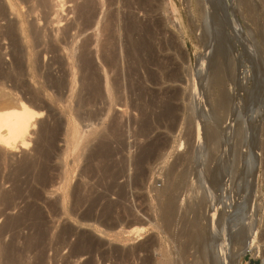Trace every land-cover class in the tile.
Instances as JSON below:
<instances>
[{
	"label": "rangeland",
	"instance_id": "obj_1",
	"mask_svg": "<svg viewBox=\"0 0 264 264\" xmlns=\"http://www.w3.org/2000/svg\"><path fill=\"white\" fill-rule=\"evenodd\" d=\"M9 1L2 0L8 19L20 21ZM20 1L12 0L18 8ZM86 1H49L48 19L63 24L48 23V30L62 40L57 29L73 24L74 43L93 35L98 96L83 91L87 100L80 103L77 65L69 90L44 88L29 75L27 87L17 90L0 78V110L36 89L46 103L32 146L0 149V264H192L195 234L207 221V234L219 242L214 213L231 264L242 230L256 240L238 264H264V0H92L96 15L87 33L77 9ZM111 14L118 24L117 67L102 62L106 54L96 45L105 40L108 32L98 35V28ZM41 17L34 16L43 27ZM130 19L139 31L151 29L131 58L122 39ZM4 24L0 56L7 66ZM61 47L52 57L65 64H54L56 76L69 64ZM50 127L57 132H46ZM30 158L35 162L26 169L22 163Z\"/></svg>",
	"mask_w": 264,
	"mask_h": 264
},
{
	"label": "bare ground",
	"instance_id": "obj_2",
	"mask_svg": "<svg viewBox=\"0 0 264 264\" xmlns=\"http://www.w3.org/2000/svg\"><path fill=\"white\" fill-rule=\"evenodd\" d=\"M49 1H55V0H21L20 1L21 3L19 2V8H18V5H16L14 2H12V0H10L9 1L10 2L9 5L11 7V11L12 12L15 11V13L17 14V17L20 20V21H16V20H13L14 18L12 20H9L10 18L7 16V12H8L7 9L8 8L4 5V2H2V0H0V21L1 20H6V24L1 25V26H3L2 30H1V35H2V37H4V39L8 40V43H9V53L8 54L11 55L10 56L11 57V64L7 65V66L5 65V63L2 60V57L0 56V78H3V80L8 81L9 83L11 82L10 84L12 85V87L16 88L17 90L18 89L20 90V87H22V88H26L27 87V82H26L27 75H29V76H31L33 78H38V79L42 80L41 84H42V86L44 88H48V89L49 88H53V89L56 88V89H59V90H63V89L66 90L68 88L72 89L75 81H74L73 78L70 79L69 75L71 77H74L73 68L75 67V65H77L79 67L80 71H81L80 91H79V93H80L79 94L80 95V97H79L80 99L79 100H80V103H81V100L83 99L81 93H83V91H91L92 90V91H94V93H96V95L93 94V92L92 93L90 92V93L95 95V96H98L97 93L101 92V90L103 88L102 87V79L100 78L101 75L98 76L99 75L98 69H97V67H94V65H93V62L95 61L93 59L94 58L93 54L95 52L92 53L91 44H94L93 43L94 40L91 37L92 34L90 35L88 33L89 34L88 36L84 35L83 39L80 38L75 43L73 41H69L68 38H72L74 40L75 35H76L75 34L76 32L73 33V34H70V32L74 29L73 28L74 27L73 24H70V25L66 24L67 26L64 25L65 28H62V29L58 28L57 29V31L61 30L60 33H62V31H63V33H64L63 35L66 38H63L62 40H59L61 38H59V36H57V35H55V36L53 35L55 38H52V36H51L52 33L50 34V32L48 30L49 29L48 28V23L51 24V25H54L52 23L57 22V24H59L60 20H58V19L54 20V18H56V17H54L53 20H50V18L48 19L49 13H48L47 10H48V7H49L48 6L49 5L48 4ZM59 1L60 0H58V2ZM15 2L18 3V1H15ZM25 2L26 3L29 2L28 5L27 6H23V5L21 6V4H23ZM26 3H25V5H26ZM51 3L52 2H50V6L52 5ZM53 3L55 4V2H53ZM84 3H83V5L80 3L81 6H79V8H77V9L80 11L82 16H84V18L82 17L84 19V21H85L83 26L85 25L86 30L84 29L85 27L83 28V30H85V32H86L87 28L92 25L93 18L95 17L96 14L93 11L94 8L92 7V4H93L92 0H87L86 3L85 4ZM56 5H58V4H56ZM140 6H141V4H140ZM250 7H252V6H250ZM39 8L42 9L43 13H41L39 11L40 10ZM50 8L53 9V7H50ZM50 11L51 10H49V12ZM38 12L41 13V14L39 13L40 15H42V14L44 15L42 17L40 16L41 18H45L44 20L46 22L44 21L45 22V24L43 26L44 28L40 26L42 23H38L39 21L41 22V19H40L39 15H36ZM54 12H56V11H54ZM95 12H97V11H95ZM52 13H53V10H52ZM54 15H56V14L54 13ZM113 15H115V14H113ZM113 15L111 14V16H107V19L104 17L105 20H107V21H106V23L105 22L104 23L102 22V24L100 23L101 26H99V28H98L100 30V31L98 30L100 33H98V31L96 30L97 31L96 34L98 33V35L104 34L105 31L108 32V33L105 32L106 34H108V36H106V34H105V38H104L105 40H101L100 38H98L96 40V45H97V48H99V50L101 52L106 54V56L103 55V57H105V58H102V62L105 61V63L104 62L103 63L105 65L107 63L108 64L107 66L117 67L119 65V63L117 62V60H118L117 57L119 56L117 54L119 52V50H118L119 36H117L118 32H116L117 29L114 27V25L116 26L118 24H116V23L114 24L113 22H115V21L112 22ZM34 16H36L39 21H36L37 18H34ZM58 17H59V15H58ZM129 18H131V17H129ZM123 19H125V18H123ZM105 20L102 19L101 21H105ZM97 22L99 23L100 21H97ZM97 22L95 24H97ZM251 23H252V21H251ZM62 24L60 23L59 26L61 27ZM138 26H139L138 22L136 20H134V19H130L129 21H127V23H125L122 26V29H123V33H122V37L123 38L122 39H123V42H124L123 46H124L125 52L128 53L129 56L131 55L132 51L135 53L134 50L139 48L141 44L143 45L145 42H147V41H145V37H147L146 36L147 33L145 34V31L147 32L148 30L144 29L142 31H139L138 30V28H139ZM89 29H91V28H89ZM52 31H53V29H52ZM19 33H20L21 36H23L22 39L20 38ZM53 34H54V32H53ZM56 36L58 38H56ZM77 36H76V38H78ZM96 37H98V36H96ZM76 38H75V40H76ZM54 43H56V44H54ZM58 45L59 46L62 45L61 48L63 50H62V52H60V54L62 53L63 55H66V59L68 60L69 64L66 62L67 61L66 59H64V61L68 64V66L67 65L66 66L68 68L72 69V73L68 72L67 67H66V69L64 67L63 69H60V71H61L60 76H56L55 74H53L54 64L56 65V63H57L58 64L57 66L60 67V68L63 67L62 65H65V64L61 63V61H57L56 62V57L52 58L53 54L56 55V53H58L60 51V50L58 51V49H59ZM144 46H145V44L143 45V47ZM143 47H142V49H143ZM119 48H120V45H119ZM142 49L140 47V50H142ZM120 50L123 51V49H120ZM207 52H208V50H205V52L203 54L206 55ZM49 53H51L52 56L49 57V55H48ZM134 53H132V54L136 55V53L135 54ZM140 53H143V52H140ZM140 53H138V54L140 55ZM128 54H127V56H128ZM138 54H137V56H139ZM47 57H49V58H47ZM132 57H134V56H132ZM63 58H65V56L62 57V59ZM130 58H131V56H130ZM45 59L48 61L47 64L43 63V61ZM62 59H60V60H62ZM103 59H105V60H103ZM57 60H58V58H57ZM50 61H51V63H49ZM111 69H113V68H111ZM116 74H119V73H116ZM29 76H28V78H29ZM116 78H118V76ZM112 79L114 80V78H112ZM114 81H116V83H117L120 80L117 81V79H116ZM111 85H113V84H111V82H109L107 80L106 81V85H105L106 86L105 89L108 91V89L110 88ZM4 87H6V86H4ZM38 89H40V88H38ZM110 93L111 92H109V94ZM8 94H10V93H8ZM19 94L20 93L16 94V97L13 98L8 103L7 107L4 106L0 110V149L2 148L5 154H8L9 152H13V151L15 152V151H19V150H21V151L22 150H26L30 146H32L31 145V143H32L31 142V136H32L33 130L36 127V125L38 123H40V121H41L40 119L44 116V113H45L44 108L46 107V103H45V101L39 99V96L41 94V93H39V90L37 91V89H36L35 92H33V93L31 92V94H30L31 97L30 98L25 97L24 95H21V94L19 95ZM58 94L59 93H57V95ZM60 94H62V93H60ZM85 94H86V92H85ZM88 94H89V92H88ZM62 95L64 97V94H62ZM57 97H58V99H61V98H59V96H57ZM199 98H201V97H199ZM85 100H87V99H85ZM85 100L83 99L82 102L84 101V103H85ZM223 100H225V99H223ZM88 101H89V99H88ZM226 104H227V102H226ZM225 106H227V105H225ZM44 126H46V125H44ZM52 131L53 132H57V131H54V129L51 130V127L49 129L46 128V132H52ZM142 133H144V132H142ZM40 135H43V134H40ZM50 136H51V133H50ZM42 151L43 150H41V152ZM46 151H48V150H46ZM42 153H44V152H42ZM47 153L48 152H45V154H47ZM142 153L144 154V152H142ZM39 155H41V154H39ZM138 156L139 157L137 158V160H139V162L140 161L141 162H144V161L146 162L145 158L147 156L145 157L144 155H140V154ZM45 158H47V157H45ZM34 162L35 161L31 160V158L30 159H26L24 161V163H22V166L26 167V169L29 168V167L31 168ZM24 167H23V170L25 169ZM33 167H35V166H33ZM172 208H173V206H172ZM211 210H214V212H218V211H216V207L215 206L213 208L211 207ZM213 215H215V213ZM213 215H212V221H211L212 228L214 229V231H216L218 233V231H220V230L216 229V226H217L216 221L217 220H216V218L214 219L215 216H213ZM205 220H206V218H205ZM189 221L191 222V220H189ZM207 225H208V221H207V223H205V225L203 227H201L202 229L199 228V231L196 230L198 232H197V234H195L197 236H195L196 239H194V240H196V242L194 241L195 245H193V247L196 248L194 250H196V252L198 254L196 253L197 255L195 256L194 262L192 264H231V261L233 260V258L231 257L230 249H229V246L227 245L228 243H226L227 241H226L225 236L223 235L224 239H221V241H220V238H219L220 235L218 236V234L216 233L217 238L219 239V242L217 243L216 241H214V237L209 236L210 234L209 235L207 234V231H206V226ZM207 229H208V226H207ZM210 229H211V227H210ZM243 232H244L243 230H242V232H240L241 236L243 237L242 241H241L242 245L240 244L241 246L237 250L238 251L237 255H236L237 259L236 258H235L236 260L234 259L235 260L234 261L235 264H238L239 255H241L243 252L252 250L254 242L256 240V233H253L251 235H246Z\"/></svg>",
	"mask_w": 264,
	"mask_h": 264
},
{
	"label": "water",
	"instance_id": "obj_3",
	"mask_svg": "<svg viewBox=\"0 0 264 264\" xmlns=\"http://www.w3.org/2000/svg\"><path fill=\"white\" fill-rule=\"evenodd\" d=\"M90 221H94V219L91 218ZM117 227H118L117 225H114V226H112V229H116Z\"/></svg>",
	"mask_w": 264,
	"mask_h": 264
}]
</instances>
